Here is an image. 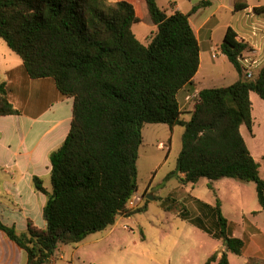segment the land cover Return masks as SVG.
<instances>
[{
    "label": "trees",
    "instance_id": "trees-1",
    "mask_svg": "<svg viewBox=\"0 0 264 264\" xmlns=\"http://www.w3.org/2000/svg\"><path fill=\"white\" fill-rule=\"evenodd\" d=\"M145 3L157 27L147 44L132 31L139 20L127 1L0 0V39L21 59L30 79L49 77L62 96L72 98L68 134L49 154L51 188L32 178L46 197L45 227L27 220L26 230L18 232L0 217V231L23 250L25 264H46L58 245L77 244L112 226L117 216L145 210L126 208L138 191L145 123L183 128L175 168L181 184L200 178L254 182L264 211V180L240 132L241 125L252 131L249 93L264 100V64L246 78L238 58L247 44L227 28L219 50L239 78L201 89L189 119H183L177 93L198 70V41L188 14L168 15L156 0ZM245 7L235 0V11ZM12 114L19 110L1 81L0 116ZM213 209L225 250L212 253L205 264H229L227 252L241 255L244 241L227 232L218 199ZM245 264H264V259L252 256Z\"/></svg>",
    "mask_w": 264,
    "mask_h": 264
},
{
    "label": "crops",
    "instance_id": "crops-1",
    "mask_svg": "<svg viewBox=\"0 0 264 264\" xmlns=\"http://www.w3.org/2000/svg\"><path fill=\"white\" fill-rule=\"evenodd\" d=\"M123 1L133 5L138 22H141V10L151 21V24H146L150 31H156L157 27L151 20L145 0ZM241 1L246 7L235 11V0H156L157 5L166 10L168 15L176 10L189 15V23L199 45L198 70L191 84L185 85L177 93L179 110L185 120L189 119V113L193 110L201 89L228 85L219 83L223 82V69L218 64L211 63V59H217L218 54L228 61L219 50L227 28L233 29L238 41L247 44L243 54L259 59L260 66L264 64V0ZM254 8H258L257 11ZM132 31L134 32L133 28ZM137 33L134 32L135 36L144 44L148 43L153 34L147 36ZM214 53L215 57L212 56ZM225 72L231 75L227 69ZM3 74L6 78H2L0 82L7 83L9 100L19 110V114L0 116V217L5 224H13L17 228L16 217H20L17 214L19 212L22 214V228L24 226L25 229L27 219L36 224L27 212L32 207L42 210L46 201L45 195L34 188L32 178L38 176L43 181L44 177L50 176L49 154L61 145L68 134L72 118V98L62 96L49 77L30 79L22 64L8 68ZM238 78L239 76L234 77L233 82ZM254 94L256 93H249L253 124L251 133L246 130L250 139L255 136L256 120L259 124H264V102H260ZM241 127V135L259 165V160H264V143L260 146L261 150H252ZM46 188L49 189L47 186ZM149 195L152 196L151 193L147 196ZM252 212L258 217L259 210ZM4 215L7 216L6 220L3 219ZM42 225L44 228L45 222ZM231 232L232 236L244 241V258L260 256L264 259V230L258 222L243 214L241 224H235ZM59 257L62 258L63 253ZM54 259L52 256L48 262L54 264ZM25 260L23 250L0 231V264H25Z\"/></svg>",
    "mask_w": 264,
    "mask_h": 264
},
{
    "label": "rangeland",
    "instance_id": "rangeland-1",
    "mask_svg": "<svg viewBox=\"0 0 264 264\" xmlns=\"http://www.w3.org/2000/svg\"><path fill=\"white\" fill-rule=\"evenodd\" d=\"M139 15L141 22L133 24L134 32L147 36L154 33L155 30L150 31L146 25L147 22L151 24V21L141 10ZM211 63L223 69V82L219 83L229 85L234 77L239 76L220 54L217 59H211ZM19 64H22L21 59L0 39V80L6 78L3 74L5 70ZM226 69L231 75L225 72ZM254 95L264 102L257 94ZM257 121L252 139L246 127H241L250 148L255 151L261 150L260 146L264 143V124ZM141 131L137 184L143 200L138 207L145 206V210L136 211L129 218L117 217L113 226L90 234L78 244L58 245L53 255L54 264H205L212 253L216 252L220 256L225 250L213 209L217 199L220 201L221 214L227 220L228 233H232L235 224H241L243 214L258 222L264 230V211L260 210L254 182L200 178L194 184L183 185L175 173L183 128L178 125L170 128L163 123H145ZM259 165L264 180L263 159L259 160ZM43 182L45 187L51 188L50 176L44 177ZM149 193L152 198L147 196ZM253 210H259L258 217H255ZM17 214L20 217H16V229L23 232L26 228H22V214ZM27 214L37 226L43 227L41 210L32 207ZM3 219L6 220L7 216L4 215ZM200 223L205 226L204 229ZM60 253H63L62 258L59 257ZM227 256L229 264H245L247 260L242 253L237 255L227 252ZM210 264H217V261Z\"/></svg>",
    "mask_w": 264,
    "mask_h": 264
},
{
    "label": "built area",
    "instance_id": "built-area-1",
    "mask_svg": "<svg viewBox=\"0 0 264 264\" xmlns=\"http://www.w3.org/2000/svg\"><path fill=\"white\" fill-rule=\"evenodd\" d=\"M212 56L215 57L216 53H214ZM238 60L242 66L245 77L248 79H251L253 77L256 69H259V66L261 65V61L259 59L253 58L251 55L248 54L240 55ZM142 200H143V194H141L139 191H136L128 200L126 204V208L134 209L138 207L139 203Z\"/></svg>",
    "mask_w": 264,
    "mask_h": 264
},
{
    "label": "water",
    "instance_id": "water-1",
    "mask_svg": "<svg viewBox=\"0 0 264 264\" xmlns=\"http://www.w3.org/2000/svg\"><path fill=\"white\" fill-rule=\"evenodd\" d=\"M148 197H149V198H152V196H151V195H149Z\"/></svg>",
    "mask_w": 264,
    "mask_h": 264
}]
</instances>
